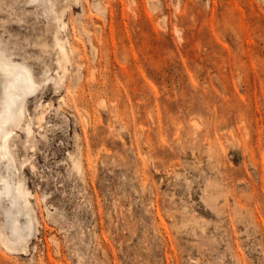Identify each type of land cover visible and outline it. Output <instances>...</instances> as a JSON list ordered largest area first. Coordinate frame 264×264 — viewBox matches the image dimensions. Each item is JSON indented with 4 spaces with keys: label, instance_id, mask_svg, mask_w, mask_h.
I'll use <instances>...</instances> for the list:
<instances>
[{
    "label": "rangeland",
    "instance_id": "374dc122",
    "mask_svg": "<svg viewBox=\"0 0 264 264\" xmlns=\"http://www.w3.org/2000/svg\"><path fill=\"white\" fill-rule=\"evenodd\" d=\"M46 1L0 0L38 222L0 264H264V0Z\"/></svg>",
    "mask_w": 264,
    "mask_h": 264
},
{
    "label": "bare ground",
    "instance_id": "6f19581e",
    "mask_svg": "<svg viewBox=\"0 0 264 264\" xmlns=\"http://www.w3.org/2000/svg\"><path fill=\"white\" fill-rule=\"evenodd\" d=\"M52 8L49 10L57 19L58 15ZM1 42L0 36V46ZM56 48L59 60L67 61L65 47L56 41ZM4 52L5 49L0 48V212L4 220L0 223V249L14 254L24 250L34 226L38 224L30 201L35 197L25 188L20 175L15 173L19 172L16 154L18 142L22 139L16 130L23 133L27 143L33 131L30 122L23 123L24 101L35 90L36 82L27 66L16 64ZM57 64L61 66L59 61ZM41 119H37L39 124ZM70 160L73 169L80 172V161L72 156Z\"/></svg>",
    "mask_w": 264,
    "mask_h": 264
}]
</instances>
